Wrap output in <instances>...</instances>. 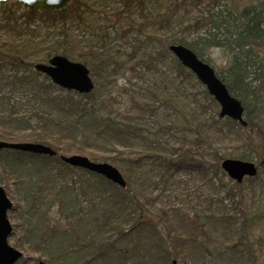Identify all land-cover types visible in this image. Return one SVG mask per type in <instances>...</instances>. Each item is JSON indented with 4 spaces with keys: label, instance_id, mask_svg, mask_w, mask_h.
<instances>
[{
    "label": "trees",
    "instance_id": "trees-1",
    "mask_svg": "<svg viewBox=\"0 0 264 264\" xmlns=\"http://www.w3.org/2000/svg\"><path fill=\"white\" fill-rule=\"evenodd\" d=\"M106 1L102 0L104 6ZM118 1L120 6L112 11H98L96 0H73L63 11L28 8L16 0L2 4L10 9L0 17V140L44 144L57 152L55 157L0 152V164L10 167L16 156L21 167L30 172L21 176L23 173L13 171L10 178L32 184L33 191L41 194V202L32 203L39 220L25 229H30L34 240L30 242L25 235L21 241L29 242L37 256L23 257L16 264L43 260L46 264H99L118 259L133 264L146 244L147 250L157 251L156 257L164 264H189L190 257L193 264H258L254 243L263 240L264 224L261 218L255 222L262 212L255 197L264 161L257 166V176L241 184L230 179L221 165L225 159L250 162L264 148V0H250L244 7L236 3L244 0ZM195 11L198 15L193 16ZM171 45L186 46L208 64L210 49L220 48L228 54L230 84L226 85L245 108L246 127L220 118V105L170 52ZM55 56L87 66L94 90L81 94L64 89L36 70L37 64H49ZM129 71L135 72L142 84H134L139 88L136 93L134 87L122 89L123 93L136 102H140L138 95L145 98L135 109L154 116L162 109L165 114H160L156 131L126 124L120 115L99 112L116 89L117 78ZM220 78L226 82L224 75ZM258 82L256 88L253 84ZM17 92L28 98L23 114L4 109ZM32 110L43 127L28 118ZM169 112L181 120L179 126L169 122ZM90 132L93 146L89 144ZM118 145L145 154L112 159L111 165L126 179V188L60 159L82 155L107 162L110 158L98 152L112 148L122 154ZM28 157L32 160L24 159ZM78 175L93 177V205L91 201L88 208L84 206L85 181L80 177L77 182L74 177ZM183 176L193 177L194 183L198 176L208 185L204 219L223 226L229 235L224 241L228 248L214 251L211 260L203 255L197 238L201 227L196 216L181 214L159 193L164 187L163 192L180 198L175 193L181 189L178 181ZM39 177L54 181L49 188H40ZM0 184L9 194L10 179L1 168ZM232 184L240 188L239 193L230 189ZM45 198H57L53 201L61 203L66 226L47 222L42 209L48 211L50 201L44 203ZM228 199L235 203L230 209L224 203Z\"/></svg>",
    "mask_w": 264,
    "mask_h": 264
},
{
    "label": "rangeland",
    "instance_id": "rangeland-1",
    "mask_svg": "<svg viewBox=\"0 0 264 264\" xmlns=\"http://www.w3.org/2000/svg\"><path fill=\"white\" fill-rule=\"evenodd\" d=\"M72 1L73 0H71L68 7L71 5ZM248 1L250 0L237 1L236 3L240 7H244V5H246ZM105 3L106 5L104 6L102 0H96L97 10L104 11V9H106L108 11H112V8L120 6L118 0H107ZM16 8L17 7H12L11 9L16 10ZM8 9L10 8L9 7L4 8L2 7V4H0V17ZM195 15H198V11L193 12V16ZM42 34L46 35L45 30L43 31ZM261 58L264 59V48L261 49ZM206 59L210 62V65L216 70V72L218 73V75H220V77L221 76L223 77L224 75V77L226 78L225 84L229 85L230 80L228 78L227 71L228 69H230V58L228 54L223 49L212 48L208 51V55L206 56ZM135 74H136L135 72L129 71L125 75L119 76L117 78L116 89L113 91L111 98L107 99V101L104 102L103 106H100L99 112L103 114L113 113L114 116L120 115L121 117L124 118V122L126 124L130 122L132 123V126L134 127L139 126L149 131H156L159 128L157 123H160L161 116L165 115L163 113V110L159 109L160 112H157V114L159 115L154 116L155 114L152 115L151 112L143 111L139 109V107H136L137 109H135V106L142 105V102L145 98L141 99L140 95H138L140 102H136L135 98H133L132 95H129V96L125 95L122 91V89H128V88L134 87V84H136L137 82V77ZM137 83L142 84L141 82H137ZM260 83L261 82L254 83L253 85L256 86V88H258ZM138 91H139V88L135 86L133 88V92L136 93ZM263 93L264 92L262 91L261 94ZM11 97H12L11 98L12 102L8 103L9 105L5 103L4 109H8L13 112L19 111L21 114H23L26 110L25 104L28 102L27 96L22 92H17V94ZM112 99H114V101H112ZM2 106L3 105H1V108ZM35 112L36 111L32 110L28 118L33 117L35 124L39 125L40 127H43L44 123L40 122L41 121L40 116H35ZM170 113L171 112L168 113L169 122L171 121L173 122L174 125L179 126V123L181 122V120H179L178 117L174 115V113H171V114ZM89 129H90V126H89ZM89 144L90 146H93V132H90ZM117 147L119 148V151L123 152L122 154H119L118 152L113 151L112 148H108V149H104L103 151L102 150L99 151L98 155L110 158L109 161L106 162L110 164L112 162V159L114 158H119V159L134 158L135 159L137 157H140L141 155H145L144 152H141L139 149H135V150H130L126 148L124 149L122 146H119V145ZM89 150L93 151L92 149H89ZM31 158L32 157H28L24 159L29 161V160H32ZM12 159L14 161H12V164L10 167L6 166L3 162H1L0 164L2 173H6V174L8 173V177L10 179V185H9L10 189L8 190L9 194L8 193L7 194L13 202V209L9 213V219L13 225L14 233L10 237L9 243L11 246L16 248L17 250L22 251L24 254V258H33V257H36L37 255L36 253L32 252L29 249V242L24 244L21 241H23V237L25 235L29 236L30 242L34 240L32 239L34 238V236H32V238L30 236V233H29L30 229L27 232H25V229H28L30 227V224H32V227H33L34 225L37 224L39 220V216L35 213L36 208L34 211V208L32 207L33 206L32 203L33 201H36L39 198H41V194H37V191L35 192L33 191L35 190V188L32 186V184H21L18 182L19 180L14 179V177L10 178V175H11L10 173L13 171H17L18 174L23 173L21 176H24L30 173L29 170L26 169V167L25 169L21 167L19 163V159L16 156H13ZM33 161L36 162L39 160L33 159ZM261 161H264V148H260V150L258 151V154L252 157V159H250V162L254 163L256 167ZM98 162L105 163V161L103 160H99ZM259 172H261V170ZM260 174H261L262 181L261 183L259 182L258 191L256 193L255 198H257L258 200V203L262 209V212L258 214V216L255 218V222H258L259 219L261 218V221L264 224V172L263 173L261 172ZM80 177H81L82 182L85 181L84 194L86 196L84 198L87 201L85 200L84 201L87 203L84 206H87L88 208V206H90L91 201L93 205V177L86 176V175H78L74 178L76 179L77 182L78 181L80 182ZM192 178L193 177H190V176H186V177L183 176L178 181V185L181 189H179L178 192L175 191L176 192L175 194L179 195L180 198L175 197L174 195L171 194V192L170 193L168 191L163 192L164 187H160L159 193L162 194V199L164 200L165 203L170 204L171 206H174L175 209H178L181 212V214L188 215L189 213L192 217L196 216V220L198 222L197 224L199 227H201L200 229L201 232H198L197 238L203 246V250H202L204 252L203 255H205V257L210 258L211 260V258H213L212 254L214 251H217L219 249L220 251H223L225 247L228 248V246L225 245L224 241L229 238V235L228 234H227L228 236L226 235L223 229V226L219 227V224L211 222L210 220L206 218L204 219V214L206 213L204 212V210L208 209V206H209V199H208L209 197L207 196L209 194V191L207 193L208 185L205 184L203 180H198L199 179L198 176L195 177L197 181L195 183ZM249 178H255V177H246L244 180L245 183L247 182V180H249ZM38 179H41V178L39 177ZM68 179L70 180L71 178H68ZM68 179L64 181H69ZM52 181H54V179ZM52 181H49L48 183V179H44V180L41 179V180H38V183L41 185L40 188L46 189L52 185ZM1 185L4 186L3 184ZM232 187L233 189H235L236 193H239L240 188L233 186V184L231 185L230 189H232ZM44 195L45 194H43L42 197ZM47 200L50 201L49 210L47 211L45 209H42V211L44 210L46 213L47 222L50 225L57 226V225L62 224L61 225L62 227L66 226L67 225L66 215L65 214L62 215L60 212L61 203H59L58 201H53V200H57V198H51V200L49 198L47 199L45 198L44 203ZM38 202H41V200L39 199ZM224 203L226 206H228L229 209L232 208L233 205L235 204V203L232 204L231 200L229 199L226 200ZM230 204H232V206H230ZM143 210L146 211L147 209L143 208ZM144 215L148 216L150 214L148 212H145ZM94 218H98V215H95ZM153 218L155 219V216H153ZM16 226H19V228L16 229L15 228ZM32 230H34V228H32ZM162 234L165 238H168L167 231L165 228H162ZM166 241H168V239ZM140 244L145 245V243L143 242H141ZM169 244L171 245L170 241H169ZM254 244H255L256 250H258V256H259L257 263L264 264V238L262 241L261 239H259L258 244L256 243ZM20 245H22L21 248L19 247ZM144 248L145 250L142 253H137L136 260H134L135 263L133 264H164V262L162 263V261H164L163 259H161L160 257H156V252H157L156 250H147L148 249L147 244L146 246H144ZM212 249H213L212 253H209V250H212ZM118 260L119 261H113V260L104 261L103 263H99V264H123V262L120 259ZM192 261H193V258L190 257L189 264H193L194 262Z\"/></svg>",
    "mask_w": 264,
    "mask_h": 264
},
{
    "label": "water",
    "instance_id": "water-1",
    "mask_svg": "<svg viewBox=\"0 0 264 264\" xmlns=\"http://www.w3.org/2000/svg\"><path fill=\"white\" fill-rule=\"evenodd\" d=\"M11 0H0V4ZM28 8L63 11L68 8L71 0H16ZM175 57L183 66L193 72L198 80L207 88L209 94L220 105V118H230L242 126L248 124L245 121V108L242 102L233 96L227 85L218 76L216 70L208 63L201 60L197 54L184 45H171L169 47ZM36 70L49 76L58 86L73 90L81 94H89L95 84L90 70L82 63L73 62L64 56L53 57L49 64H37ZM3 150H15L39 156L55 157L57 152L50 146L39 143H10L0 140V152ZM62 162L72 167L84 168L97 173L121 188H126L127 182L121 171L110 163H99L90 160L86 156L72 155L60 156ZM222 169L228 177L238 184L244 182L246 177H256L258 167L254 163L238 159H225ZM13 209V202L9 198L6 189L0 185V264H16L24 257L22 251L10 245L9 239L14 233L13 225L9 219V213ZM39 264H46L41 261ZM173 264H178L173 261Z\"/></svg>",
    "mask_w": 264,
    "mask_h": 264
},
{
    "label": "flooded vegetation",
    "instance_id": "flooded-vegetation-1",
    "mask_svg": "<svg viewBox=\"0 0 264 264\" xmlns=\"http://www.w3.org/2000/svg\"><path fill=\"white\" fill-rule=\"evenodd\" d=\"M1 185V184H0ZM7 192V191H6Z\"/></svg>",
    "mask_w": 264,
    "mask_h": 264
}]
</instances>
